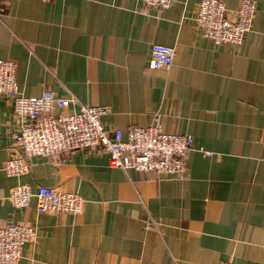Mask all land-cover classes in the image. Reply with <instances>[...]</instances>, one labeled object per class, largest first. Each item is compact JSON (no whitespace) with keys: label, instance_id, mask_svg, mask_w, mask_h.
<instances>
[{"label":"crops","instance_id":"0c3cea01","mask_svg":"<svg viewBox=\"0 0 264 264\" xmlns=\"http://www.w3.org/2000/svg\"><path fill=\"white\" fill-rule=\"evenodd\" d=\"M200 1L0 0V58L16 61L20 93L51 88L74 99L66 113L106 105L109 130L158 115L194 141L182 179L114 167L97 149L36 156L9 176L19 119L0 95V225L36 230L18 264H264V0L240 45L203 35ZM155 43L175 48L170 68L152 67ZM19 183L78 193L82 211L14 207Z\"/></svg>","mask_w":264,"mask_h":264},{"label":"built area","instance_id":"2783aa9c","mask_svg":"<svg viewBox=\"0 0 264 264\" xmlns=\"http://www.w3.org/2000/svg\"><path fill=\"white\" fill-rule=\"evenodd\" d=\"M157 8H168L174 0H143ZM257 5L254 0H241L234 9L223 0H201L194 21L203 35L216 45H240L251 31ZM176 51L173 46L155 43L151 49L154 68H170ZM17 64L0 58V95L11 99L13 111L19 119L12 156L4 171L9 176L30 172L36 156L52 157L82 149H97L109 156L114 167L172 175L182 179L186 174L187 155L193 147L190 135L167 133L155 115L148 126L131 125L122 129H107L103 117L109 112L106 105H82L77 112H64L73 98L62 97L46 88L43 95L29 97L19 91ZM61 110L56 112V110ZM14 207L31 205L36 199L39 212L80 214L83 198L75 192L59 187L39 185L34 190L28 183H19L9 195ZM36 236L28 222L0 225V264H18L25 243ZM216 264H242L219 261Z\"/></svg>","mask_w":264,"mask_h":264}]
</instances>
